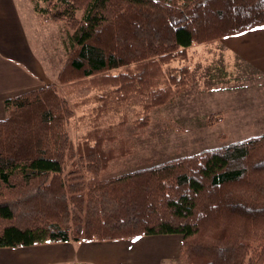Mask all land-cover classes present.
<instances>
[{"label": "trees", "instance_id": "trees-1", "mask_svg": "<svg viewBox=\"0 0 264 264\" xmlns=\"http://www.w3.org/2000/svg\"><path fill=\"white\" fill-rule=\"evenodd\" d=\"M31 1L70 43L57 83L3 100L0 247L177 234L179 263L264 264V134L103 178L133 153L129 109L146 129L189 84L173 64L195 43L263 27L264 0ZM81 87L93 95L71 102Z\"/></svg>", "mask_w": 264, "mask_h": 264}, {"label": "rangeland", "instance_id": "rangeland-1", "mask_svg": "<svg viewBox=\"0 0 264 264\" xmlns=\"http://www.w3.org/2000/svg\"><path fill=\"white\" fill-rule=\"evenodd\" d=\"M49 3L47 6H51ZM47 27L52 29V33L48 32L44 39L46 61L49 58L48 54L56 45L55 59L53 58L55 64L46 63L49 64L45 71L47 80L32 76L26 91L35 88L34 86H41L42 80L45 84L57 83L59 71L66 61L70 43L68 27L64 22H57ZM214 41L207 42L209 44H193L187 50L186 61L173 64L178 67H189V84L172 102L159 106L151 112V122L146 129H137L134 109H129L130 120L125 132L133 142V153L110 162L103 178L147 168L182 156L193 155L205 149L218 148L264 134V81L259 79L260 76L247 65L246 61L238 57L229 59L225 55L214 57L213 54L209 56L208 53L199 52L203 44L213 50L209 45ZM0 72L8 73L2 70ZM13 82L15 87L24 84L21 77ZM59 87L61 88V85ZM91 95L93 91L81 87L70 95L69 99L73 103H79ZM6 96L5 98L9 97ZM2 99L3 97L0 96V100ZM95 105H80L76 109L71 121L72 137L75 140L89 129L88 124ZM4 117L5 111L1 104L0 119ZM107 120L108 123L117 122L110 118Z\"/></svg>", "mask_w": 264, "mask_h": 264}, {"label": "crops", "instance_id": "crops-1", "mask_svg": "<svg viewBox=\"0 0 264 264\" xmlns=\"http://www.w3.org/2000/svg\"><path fill=\"white\" fill-rule=\"evenodd\" d=\"M54 23L43 21L42 16L35 12L31 0H0V70L8 71L0 72V96L3 97L0 107L6 95L26 91L32 76L47 80L45 71L49 64L46 63L55 64L56 45L46 61L44 39L48 32L52 33L47 26ZM209 46L213 50L203 44L199 52L209 56L213 54L214 57L225 55L229 59L238 57L246 61L264 81V26L221 38ZM20 77L25 85L15 87L13 81ZM182 240L181 235L175 234L0 247V264H177Z\"/></svg>", "mask_w": 264, "mask_h": 264}]
</instances>
